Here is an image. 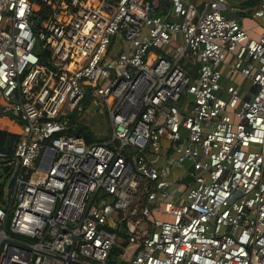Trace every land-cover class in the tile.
<instances>
[{"label":"built area","instance_id":"1","mask_svg":"<svg viewBox=\"0 0 264 264\" xmlns=\"http://www.w3.org/2000/svg\"><path fill=\"white\" fill-rule=\"evenodd\" d=\"M230 1L0 0V264H264V0Z\"/></svg>","mask_w":264,"mask_h":264},{"label":"rangeland","instance_id":"2","mask_svg":"<svg viewBox=\"0 0 264 264\" xmlns=\"http://www.w3.org/2000/svg\"><path fill=\"white\" fill-rule=\"evenodd\" d=\"M190 1L195 2L196 4H199L202 6V4L206 0H190ZM244 1L245 0H231L229 2V5L231 7H237L239 9H243V8H246V6H248V3L247 2L244 3ZM199 9L200 8H198V10ZM230 16L236 18L238 16V14L232 13ZM242 22H243V25L245 27H249L252 25V21L249 20L248 18H243ZM176 37H177L176 42L179 43V38H178V36H176ZM117 44L119 46V43H117ZM221 72H222V74H225V70H222ZM231 81H234L236 84L240 85L239 88L242 90H244V88L249 87V81L244 79V78H241L239 75H232V76H230V78L228 80H223L222 83L224 85H226V84L230 83ZM100 84L105 85V84H107V81L105 79H101ZM88 103H89L88 101L84 102V106H83L84 109H90L91 108V105H89ZM95 123H97V124L95 125ZM89 124L91 125L93 130H95L101 134L106 133V137L109 136V133H108L109 124L105 120V114H104V117H103V115H100V114H96V115L92 116L91 122ZM81 131L84 132L85 128L82 127ZM9 175L12 176L11 173H9ZM9 175L4 174V172L2 170H0V194L1 193L6 194L7 185L9 183ZM170 178L173 179V176L171 175Z\"/></svg>","mask_w":264,"mask_h":264},{"label":"trees","instance_id":"3","mask_svg":"<svg viewBox=\"0 0 264 264\" xmlns=\"http://www.w3.org/2000/svg\"><path fill=\"white\" fill-rule=\"evenodd\" d=\"M18 139V134L0 129V150L10 151L12 143Z\"/></svg>","mask_w":264,"mask_h":264},{"label":"crops","instance_id":"4","mask_svg":"<svg viewBox=\"0 0 264 264\" xmlns=\"http://www.w3.org/2000/svg\"><path fill=\"white\" fill-rule=\"evenodd\" d=\"M246 18H248V17H246ZM248 19L253 21L250 18H248ZM252 24H253V22H252ZM85 116L86 115L83 116V121H84V119H86ZM0 126H1L0 127L1 130L7 131V132L15 133L17 131L16 125L12 121H10L9 118H6L5 116H2L1 114H0Z\"/></svg>","mask_w":264,"mask_h":264}]
</instances>
